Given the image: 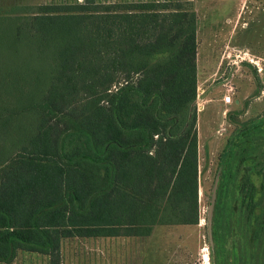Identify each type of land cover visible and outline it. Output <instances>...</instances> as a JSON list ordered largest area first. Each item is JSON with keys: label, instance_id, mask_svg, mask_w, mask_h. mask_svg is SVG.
Segmentation results:
<instances>
[{"label": "trees", "instance_id": "obj_1", "mask_svg": "<svg viewBox=\"0 0 264 264\" xmlns=\"http://www.w3.org/2000/svg\"><path fill=\"white\" fill-rule=\"evenodd\" d=\"M197 86L189 0L70 1L0 16V263L23 251L62 264L68 239L197 225ZM249 152L237 176L258 156ZM234 188L236 197L238 178Z\"/></svg>", "mask_w": 264, "mask_h": 264}, {"label": "rangeland", "instance_id": "obj_2", "mask_svg": "<svg viewBox=\"0 0 264 264\" xmlns=\"http://www.w3.org/2000/svg\"><path fill=\"white\" fill-rule=\"evenodd\" d=\"M70 1L82 2L0 0V16ZM189 1L197 16V87L204 92L195 103L196 109L197 103L204 106L197 110L199 223L156 225L149 236L68 239L62 244V264H264V227L257 229L264 223V0ZM230 88L232 102L224 105ZM246 139L260 148L250 149ZM245 148L258 156L243 162L254 168L249 174L240 167L237 176ZM221 155L225 170L218 177ZM236 178L243 190L233 197ZM217 180L209 242L210 199ZM12 264H49V258L21 251Z\"/></svg>", "mask_w": 264, "mask_h": 264}, {"label": "built area", "instance_id": "obj_3", "mask_svg": "<svg viewBox=\"0 0 264 264\" xmlns=\"http://www.w3.org/2000/svg\"><path fill=\"white\" fill-rule=\"evenodd\" d=\"M245 61L244 58L241 59V62ZM229 64H233V63H229ZM232 92H233V89L230 88L227 90V93L224 95V97L222 98V101L225 103V104H230L232 102ZM204 94L203 91H201V88L200 87H197V94H196V99H197V102L200 100V97L201 95ZM204 106L197 103V109L196 110H199L201 111V109H203Z\"/></svg>", "mask_w": 264, "mask_h": 264}, {"label": "water", "instance_id": "obj_4", "mask_svg": "<svg viewBox=\"0 0 264 264\" xmlns=\"http://www.w3.org/2000/svg\"><path fill=\"white\" fill-rule=\"evenodd\" d=\"M213 195H215V193H213ZM212 209H213V205L211 204V206H210V213H211Z\"/></svg>", "mask_w": 264, "mask_h": 264}, {"label": "crops", "instance_id": "obj_5", "mask_svg": "<svg viewBox=\"0 0 264 264\" xmlns=\"http://www.w3.org/2000/svg\"><path fill=\"white\" fill-rule=\"evenodd\" d=\"M223 102V101H222ZM223 104L224 105H229V104H225L224 102H223ZM115 238H119V237H115ZM99 239H106V238H99Z\"/></svg>", "mask_w": 264, "mask_h": 264}, {"label": "flooded vegetation", "instance_id": "obj_6", "mask_svg": "<svg viewBox=\"0 0 264 264\" xmlns=\"http://www.w3.org/2000/svg\"><path fill=\"white\" fill-rule=\"evenodd\" d=\"M208 228H209V221H208ZM261 230V229H260ZM208 239H209V237H208ZM209 242H211L210 240H209ZM207 261L209 260V257L207 256Z\"/></svg>", "mask_w": 264, "mask_h": 264}]
</instances>
